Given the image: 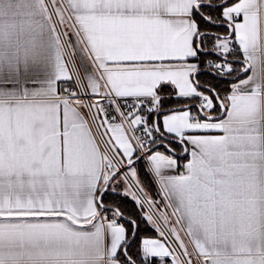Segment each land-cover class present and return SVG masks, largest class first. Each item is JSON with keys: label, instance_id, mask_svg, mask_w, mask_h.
<instances>
[{"label": "snow or ice", "instance_id": "snow-or-ice-1", "mask_svg": "<svg viewBox=\"0 0 264 264\" xmlns=\"http://www.w3.org/2000/svg\"><path fill=\"white\" fill-rule=\"evenodd\" d=\"M0 264H264V0H0Z\"/></svg>", "mask_w": 264, "mask_h": 264}, {"label": "trees", "instance_id": "trees-1", "mask_svg": "<svg viewBox=\"0 0 264 264\" xmlns=\"http://www.w3.org/2000/svg\"><path fill=\"white\" fill-rule=\"evenodd\" d=\"M141 177L143 179H145V181L147 182V178L143 176V173H141ZM148 187H149V191H150V194L152 195V197L154 199L159 200V195L157 193L156 186L153 185V184H149ZM127 207H129V208L131 207V202L130 201L128 202ZM144 236H158V234L150 226H148L146 224H142L141 225V229H140V236L137 238V244H138L140 238L144 237ZM133 251H135V249H133Z\"/></svg>", "mask_w": 264, "mask_h": 264}, {"label": "crops", "instance_id": "crops-1", "mask_svg": "<svg viewBox=\"0 0 264 264\" xmlns=\"http://www.w3.org/2000/svg\"><path fill=\"white\" fill-rule=\"evenodd\" d=\"M77 62H79V61H77ZM161 199V197L159 196V200ZM161 208L163 209L164 208V204H163V202L161 203ZM169 212H170V210H169ZM183 235V234H182ZM144 237H149V238H158V236H144ZM138 244H139V242H138Z\"/></svg>", "mask_w": 264, "mask_h": 264}]
</instances>
